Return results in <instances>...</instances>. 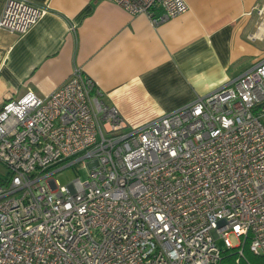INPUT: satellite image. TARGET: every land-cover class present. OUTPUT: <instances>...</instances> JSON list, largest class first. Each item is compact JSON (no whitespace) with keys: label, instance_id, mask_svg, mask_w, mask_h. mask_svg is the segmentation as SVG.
I'll list each match as a JSON object with an SVG mask.
<instances>
[{"label":"built area","instance_id":"obj_1","mask_svg":"<svg viewBox=\"0 0 264 264\" xmlns=\"http://www.w3.org/2000/svg\"><path fill=\"white\" fill-rule=\"evenodd\" d=\"M108 1L153 27L188 11ZM45 13L5 0L0 31L21 37ZM79 162L86 180L60 186ZM216 240L264 256V59L135 128L78 68L1 107L0 264H227Z\"/></svg>","mask_w":264,"mask_h":264},{"label":"crops","instance_id":"obj_2","mask_svg":"<svg viewBox=\"0 0 264 264\" xmlns=\"http://www.w3.org/2000/svg\"><path fill=\"white\" fill-rule=\"evenodd\" d=\"M28 1L46 13L21 37L0 31V109L78 68L135 128L264 59V0H184L186 13L156 27L108 0Z\"/></svg>","mask_w":264,"mask_h":264},{"label":"rangeland","instance_id":"obj_3","mask_svg":"<svg viewBox=\"0 0 264 264\" xmlns=\"http://www.w3.org/2000/svg\"><path fill=\"white\" fill-rule=\"evenodd\" d=\"M54 171V170H52ZM54 179L62 187L67 186L74 179L79 178L81 181L86 180L87 178V169L82 168V162L75 164L73 167H69L63 170L58 171L53 175ZM229 240L232 244L235 243L232 236L229 237ZM216 246L223 251L224 247L220 240H216Z\"/></svg>","mask_w":264,"mask_h":264},{"label":"trees","instance_id":"obj_4","mask_svg":"<svg viewBox=\"0 0 264 264\" xmlns=\"http://www.w3.org/2000/svg\"><path fill=\"white\" fill-rule=\"evenodd\" d=\"M222 256L227 264H264V256L250 252L247 244L242 249L241 257L238 256L236 250L223 251Z\"/></svg>","mask_w":264,"mask_h":264}]
</instances>
